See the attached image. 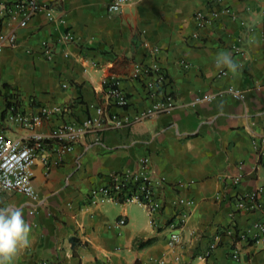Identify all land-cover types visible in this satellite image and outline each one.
<instances>
[{"label":"crops","instance_id":"crops-1","mask_svg":"<svg viewBox=\"0 0 264 264\" xmlns=\"http://www.w3.org/2000/svg\"><path fill=\"white\" fill-rule=\"evenodd\" d=\"M40 1L51 18L36 12L24 27L0 18V111L13 100L22 115L41 117L33 129L18 122L6 127L0 119L5 136L46 135L93 115L91 105L105 103V80L117 81L128 98L125 107L112 110L133 116L169 90L164 85L150 96L148 77L129 76L135 63L159 65L172 84L175 107L119 129L88 133L70 152L48 142L47 163L38 156L33 168L37 198L0 193V207L20 208L31 225V245L14 264H264V246L239 237L264 218L262 212L235 208L241 193L260 187L258 201L264 203V0H221L234 16H221L199 39L191 36L192 15L208 10L211 0H128L116 13L107 10L108 0ZM66 31L76 41L56 45L52 59H45L41 42ZM221 51L241 65L238 75L218 76L215 57ZM230 88L242 97L234 99ZM65 105L71 106L66 112ZM55 107L61 110L41 112ZM144 156L164 179L155 189L162 207L154 224L135 204H89L91 189L109 184L111 173L133 170ZM237 175L241 181L232 185ZM181 198L191 203L180 204ZM181 212L182 243L171 248L169 224ZM231 214L237 235L222 232L210 256L201 259ZM120 218L125 224H118ZM148 238L150 244L137 246ZM234 246L237 260L231 257Z\"/></svg>","mask_w":264,"mask_h":264},{"label":"built area","instance_id":"built-area-1","mask_svg":"<svg viewBox=\"0 0 264 264\" xmlns=\"http://www.w3.org/2000/svg\"><path fill=\"white\" fill-rule=\"evenodd\" d=\"M128 0H108L107 10L110 13L121 11L122 6ZM213 5L208 10H196L193 15L195 30L191 34L192 38L199 39L201 32L213 24L217 23L221 16H234L233 11L226 6L220 4L221 0H211ZM45 11L46 15L51 18L50 9L40 0H14L9 3L0 0V18L6 17L11 21L17 22L20 26L27 25L29 19L36 12ZM15 37L12 35L8 39V43L13 44ZM76 41L75 36L66 31L59 35L55 41L43 40L41 42L42 55L45 59H52L55 53L56 45H69ZM4 45L0 36V51ZM236 54H243V51L238 47H233ZM154 52L157 48H153ZM67 55V53H65ZM187 66L186 64H184ZM225 75L224 71H219L218 76ZM131 79H139L143 76L148 77L145 81V87L150 96L155 97L164 85H168V92L163 97H155L153 102L133 116L119 115L112 110L113 107L123 108L128 104V98L123 90L118 86L117 81H104L105 88V103L103 105H91L94 110L93 115H89L78 122H65L54 128L46 134H33L29 139H14L5 136L0 132V193L2 192H18L35 200L37 194L33 186L32 180L34 177V165L38 156L41 157L42 163H47L44 151L46 144L52 142L62 152H70L75 143L88 133H96L104 129H119L126 125L141 119L170 112L174 109L175 103L173 98V87L168 82L166 73L161 70L156 62L151 65H140L135 63L130 72ZM229 94L234 99H240L242 96L238 89L230 88ZM15 102L9 100L6 104V109L0 111V119L2 125L7 127L9 123L18 122L27 129H33L41 123L40 115H32L26 117L17 111ZM71 106L65 105V112ZM43 115H48L53 112H59L61 107L53 109L42 108ZM4 113V114H3ZM261 163L264 165V154L260 155ZM241 181V176L231 177V184L237 185ZM164 183V179L160 176H155L151 169L150 159L148 157H140L133 170H126L111 173L109 175V184L98 186L89 192V204L99 205L103 203L112 204H135L142 207L150 217L151 224H154V215L160 211L162 202L156 188ZM260 187L253 191L243 192L235 201V208L242 209H259L264 216V203L258 201V193L262 192ZM180 204H190L191 202L179 199ZM186 213L181 212L174 216V219L169 224L170 232L168 245L173 248L180 246L182 243L179 229L184 226ZM119 225L125 224V219L118 220ZM236 225L233 220V215H230L228 227L221 229L214 236L213 241L209 244L206 251L201 255V259L210 256L211 251L216 248L217 243L221 240L222 232L228 235H237ZM240 239L246 242L258 243L264 246V218L255 221L246 232L239 234ZM235 238L232 240V244ZM231 257L235 260L239 259V251L237 247H232ZM34 264H51L46 260H38ZM159 264H164L161 261Z\"/></svg>","mask_w":264,"mask_h":264},{"label":"clouds","instance_id":"clouds-1","mask_svg":"<svg viewBox=\"0 0 264 264\" xmlns=\"http://www.w3.org/2000/svg\"><path fill=\"white\" fill-rule=\"evenodd\" d=\"M215 68L225 75H238L241 65L228 51L218 52ZM31 225L20 208L13 205L0 207V264H14L15 259L31 245Z\"/></svg>","mask_w":264,"mask_h":264},{"label":"trees","instance_id":"trees-1","mask_svg":"<svg viewBox=\"0 0 264 264\" xmlns=\"http://www.w3.org/2000/svg\"><path fill=\"white\" fill-rule=\"evenodd\" d=\"M152 241H153L152 238H148V239H146L145 241H140V242L137 244V246H138V247H143V246H145V245L150 244Z\"/></svg>","mask_w":264,"mask_h":264}]
</instances>
